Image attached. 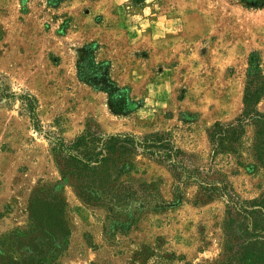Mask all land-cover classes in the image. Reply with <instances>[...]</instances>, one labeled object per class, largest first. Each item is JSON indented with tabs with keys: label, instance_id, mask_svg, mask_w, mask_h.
Segmentation results:
<instances>
[{
	"label": "rangeland",
	"instance_id": "1",
	"mask_svg": "<svg viewBox=\"0 0 264 264\" xmlns=\"http://www.w3.org/2000/svg\"><path fill=\"white\" fill-rule=\"evenodd\" d=\"M253 54L264 74V8L237 0H0V82L37 99L41 126L33 129L18 101L0 102V235L26 225L35 189L60 182L51 135L166 132L207 166L206 131L241 114ZM248 138L250 130L240 158L214 163L246 201L264 193ZM132 177L156 186L165 210L113 232L103 208L64 185L71 237L57 264H199L219 255L222 200L201 201L195 186L175 196L172 175L142 156Z\"/></svg>",
	"mask_w": 264,
	"mask_h": 264
},
{
	"label": "trees",
	"instance_id": "2",
	"mask_svg": "<svg viewBox=\"0 0 264 264\" xmlns=\"http://www.w3.org/2000/svg\"><path fill=\"white\" fill-rule=\"evenodd\" d=\"M244 8L261 10L264 0H237ZM18 101L33 129L41 133L37 99L16 95L0 82V102ZM264 74L260 59L253 54L248 61L241 114L227 123L216 122L207 129L209 163L201 166L196 157L176 146L166 132L146 135L105 133L89 128L71 141L51 135V146L60 173L57 185H41L28 201L27 223L22 228L0 235V264H57L68 249L71 225L64 185L83 203L107 212L111 231H128L146 212H160L166 203L152 184L132 177L136 159L145 157L162 165L174 179V195L187 186L197 188L201 201L225 203L223 244L219 255L199 264H264V193L253 200L240 199L232 185L214 167L220 155L241 157L249 130V156L255 169L264 170ZM136 258L141 254L136 253Z\"/></svg>",
	"mask_w": 264,
	"mask_h": 264
}]
</instances>
